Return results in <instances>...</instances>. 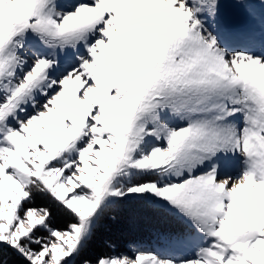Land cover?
Here are the masks:
<instances>
[{
    "label": "snow or ice",
    "instance_id": "6c2138e0",
    "mask_svg": "<svg viewBox=\"0 0 264 264\" xmlns=\"http://www.w3.org/2000/svg\"><path fill=\"white\" fill-rule=\"evenodd\" d=\"M117 212L146 238L93 251ZM6 252L264 264V0H0Z\"/></svg>",
    "mask_w": 264,
    "mask_h": 264
},
{
    "label": "trees",
    "instance_id": "16d2710c",
    "mask_svg": "<svg viewBox=\"0 0 264 264\" xmlns=\"http://www.w3.org/2000/svg\"><path fill=\"white\" fill-rule=\"evenodd\" d=\"M116 219H109L108 217H105L104 220L101 221V225L97 229L96 235L94 236L92 242H91V249L93 251H104L105 243H111L113 244L115 239H119L120 236L119 233L116 232L115 226H125L126 225V213L124 212H117L115 213ZM131 235V232L129 233ZM147 236V233L142 236V239H145ZM4 264H19V258L15 255L11 254L10 252H6L2 257Z\"/></svg>",
    "mask_w": 264,
    "mask_h": 264
},
{
    "label": "rangeland",
    "instance_id": "374dc122",
    "mask_svg": "<svg viewBox=\"0 0 264 264\" xmlns=\"http://www.w3.org/2000/svg\"><path fill=\"white\" fill-rule=\"evenodd\" d=\"M45 203H47L46 198L37 200V204H45ZM125 218H126L125 226L123 227L119 226L120 224L115 226L116 232L119 233L118 235L120 236V238L115 239L113 242V245L116 246V249L118 251L125 250L129 244L135 241L141 240L140 238H142V236L146 234L142 226L134 225L129 222L127 218V214ZM130 232H131V235H129Z\"/></svg>",
    "mask_w": 264,
    "mask_h": 264
}]
</instances>
